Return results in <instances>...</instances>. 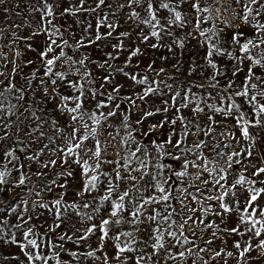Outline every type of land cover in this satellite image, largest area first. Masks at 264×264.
<instances>
[{
  "label": "rangeland",
  "instance_id": "rangeland-1",
  "mask_svg": "<svg viewBox=\"0 0 264 264\" xmlns=\"http://www.w3.org/2000/svg\"><path fill=\"white\" fill-rule=\"evenodd\" d=\"M0 264H264V0H0Z\"/></svg>",
  "mask_w": 264,
  "mask_h": 264
},
{
  "label": "water",
  "instance_id": "water-1",
  "mask_svg": "<svg viewBox=\"0 0 264 264\" xmlns=\"http://www.w3.org/2000/svg\"><path fill=\"white\" fill-rule=\"evenodd\" d=\"M20 144V142H18V145Z\"/></svg>",
  "mask_w": 264,
  "mask_h": 264
}]
</instances>
